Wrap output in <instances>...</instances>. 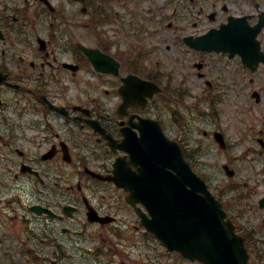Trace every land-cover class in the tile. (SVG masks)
I'll return each instance as SVG.
<instances>
[{
    "label": "flooded vegetation",
    "instance_id": "af4514ba",
    "mask_svg": "<svg viewBox=\"0 0 264 264\" xmlns=\"http://www.w3.org/2000/svg\"><path fill=\"white\" fill-rule=\"evenodd\" d=\"M49 1L53 8L43 0H0V264H159L154 240L142 242L151 235L126 206L128 192H110L93 174H110L118 156L129 160L140 129L157 132L158 125L186 150L215 148L214 163L201 157L199 166L214 179L250 264H264V25L263 59L254 64L249 56L264 0H187L209 3L214 19L203 27L200 8L183 37L221 28L230 17L241 34L222 38L221 30L218 51L185 45L186 96L223 109L203 141L191 137L196 116L177 130L155 97L120 108L129 76L158 80L151 60L127 58L122 25L108 35L96 5H85L81 19L78 1ZM82 46L102 54L92 59ZM131 79L128 89L137 93Z\"/></svg>",
    "mask_w": 264,
    "mask_h": 264
},
{
    "label": "water",
    "instance_id": "95a60500",
    "mask_svg": "<svg viewBox=\"0 0 264 264\" xmlns=\"http://www.w3.org/2000/svg\"><path fill=\"white\" fill-rule=\"evenodd\" d=\"M177 145L159 143L149 151L150 161L141 162L140 175L128 186V200L148 208L150 216L141 213L143 223L168 249L204 264H244L235 236L223 227L219 204Z\"/></svg>",
    "mask_w": 264,
    "mask_h": 264
},
{
    "label": "rangeland",
    "instance_id": "374dc122",
    "mask_svg": "<svg viewBox=\"0 0 264 264\" xmlns=\"http://www.w3.org/2000/svg\"><path fill=\"white\" fill-rule=\"evenodd\" d=\"M111 7L114 12H117L118 18L121 17L127 25L131 26L132 30L143 31L140 38L131 36L128 32L122 35L126 49H132L137 44L136 41L141 42L147 48V55L152 58L153 64L158 60L162 63L161 67L166 66L168 72L174 77V85L182 83L185 70L184 63L179 60L182 54L178 52L177 47L180 45L171 49H167L166 45L172 42L175 36L183 35L186 26L188 30H192L191 22L195 19L193 17L196 16L200 8L206 13V16L204 15L206 22L209 21L207 14L213 7L207 2L204 5L188 6L187 0H122V2L112 3ZM188 8L196 10V13L189 14ZM114 27L113 23L108 25V29ZM142 27H146L145 30L144 28L142 30ZM166 81L167 83L170 81L168 77H166ZM174 88L178 89V93L172 94L168 107L165 103L163 108L166 111L169 110L180 123H183L188 117L189 101H184L181 87ZM202 108L206 109L205 106ZM206 127L208 126L205 124L202 126V128ZM208 159L210 160L211 156ZM208 183L211 188H214L213 181H208ZM161 250L162 248L159 247V253ZM186 264L200 263L186 262Z\"/></svg>",
    "mask_w": 264,
    "mask_h": 264
}]
</instances>
